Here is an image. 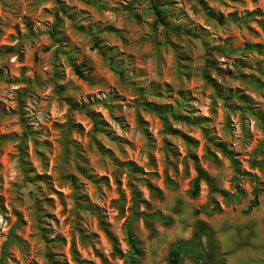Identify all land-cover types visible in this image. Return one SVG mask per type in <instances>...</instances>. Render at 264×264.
Instances as JSON below:
<instances>
[{"label": "rangeland", "instance_id": "374dc122", "mask_svg": "<svg viewBox=\"0 0 264 264\" xmlns=\"http://www.w3.org/2000/svg\"><path fill=\"white\" fill-rule=\"evenodd\" d=\"M153 3L0 0V264H264V0Z\"/></svg>", "mask_w": 264, "mask_h": 264}, {"label": "trees", "instance_id": "16d2710c", "mask_svg": "<svg viewBox=\"0 0 264 264\" xmlns=\"http://www.w3.org/2000/svg\"><path fill=\"white\" fill-rule=\"evenodd\" d=\"M152 1V10L154 12L155 15V22H160L161 24L163 23V17H162V11H160L157 6L153 3ZM75 72L77 75L79 76H83L82 72L76 68ZM256 167L262 168V164H256ZM203 180L206 183H208V185L211 187V181L210 179H208V177L206 176V174L200 169V167L197 165V177L193 183V188L190 191V195L192 198H195L197 196V193L199 191V183L200 181ZM261 188L260 187H255L254 191H253V195H254V199L252 200V203L248 209V211H251L254 207L257 206L258 204V197L260 195L261 192ZM205 211V215L207 216H211L215 213H218L220 211V209L218 208V206L216 204H211L208 203L204 208ZM156 219L162 223H164L165 225L169 224V220L164 218L161 214H158ZM126 238H127V242L128 245L130 247L131 253L128 256V262L130 264H136V261L138 260V258H140L142 256V252L139 248V243L137 241V239L134 237V235L129 231L128 228H126ZM202 237H205L208 239L209 244H210V251H209V256L208 259L206 258V260H204L203 258H194L192 259V261L195 264H214V261L216 260V257H218V249L216 248V245L213 241V237H214V232L208 228L206 225L202 224V223H197L195 225V231L193 233V240L191 242H178L176 243L170 250L169 255H168V259H167V264H180L181 259L183 256H190L191 254H197L199 257L201 255L200 253V240ZM110 241L112 243L113 246V253L116 256H121V252L118 248V244L117 241L110 237ZM5 246L2 249V252L5 250L4 249ZM206 257V256H205ZM51 264H56V262H51ZM217 264H225L224 261H218Z\"/></svg>", "mask_w": 264, "mask_h": 264}, {"label": "crops", "instance_id": "0c3cea01", "mask_svg": "<svg viewBox=\"0 0 264 264\" xmlns=\"http://www.w3.org/2000/svg\"><path fill=\"white\" fill-rule=\"evenodd\" d=\"M226 249H227V248L224 247V250H226ZM244 253H245V251H242V253H241L240 255H237V257H238L239 259H243V260H244V258H245V257H244ZM237 257H236V258H237ZM234 258H235V257H233V258H231V259L234 260ZM244 261L246 262V260H244ZM246 263L250 264L249 262H246Z\"/></svg>", "mask_w": 264, "mask_h": 264}]
</instances>
